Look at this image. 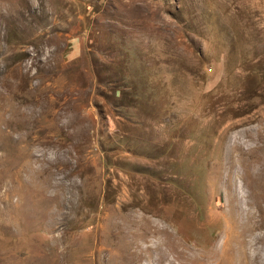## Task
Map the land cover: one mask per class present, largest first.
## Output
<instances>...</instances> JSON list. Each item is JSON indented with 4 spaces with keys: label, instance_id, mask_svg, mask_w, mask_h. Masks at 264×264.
I'll list each match as a JSON object with an SVG mask.
<instances>
[{
    "label": "rangeland",
    "instance_id": "1",
    "mask_svg": "<svg viewBox=\"0 0 264 264\" xmlns=\"http://www.w3.org/2000/svg\"><path fill=\"white\" fill-rule=\"evenodd\" d=\"M250 230L264 0H0V264H264Z\"/></svg>",
    "mask_w": 264,
    "mask_h": 264
},
{
    "label": "bare ground",
    "instance_id": "2",
    "mask_svg": "<svg viewBox=\"0 0 264 264\" xmlns=\"http://www.w3.org/2000/svg\"><path fill=\"white\" fill-rule=\"evenodd\" d=\"M254 216H255L254 213L250 214V217H252L251 220L255 218ZM254 221L255 220H252L251 222H254ZM253 226H254V228H258L257 225H256V222L254 223ZM261 227H262V223H261ZM248 233H249L250 238L247 239V241L251 245V247H257L258 242L264 241V232L258 233V231L250 230V231H248ZM249 257H250V253H249ZM257 257H258L257 252H255L254 253V261H255V263L258 262V260H257L258 258Z\"/></svg>",
    "mask_w": 264,
    "mask_h": 264
}]
</instances>
